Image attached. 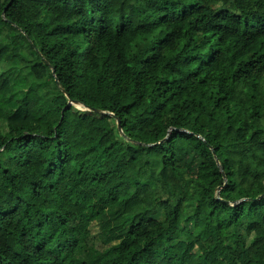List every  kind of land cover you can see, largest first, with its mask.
Masks as SVG:
<instances>
[{
    "label": "trees",
    "instance_id": "trees-1",
    "mask_svg": "<svg viewBox=\"0 0 264 264\" xmlns=\"http://www.w3.org/2000/svg\"><path fill=\"white\" fill-rule=\"evenodd\" d=\"M263 194L264 0H0V264H264Z\"/></svg>",
    "mask_w": 264,
    "mask_h": 264
},
{
    "label": "rangeland",
    "instance_id": "rangeland-1",
    "mask_svg": "<svg viewBox=\"0 0 264 264\" xmlns=\"http://www.w3.org/2000/svg\"><path fill=\"white\" fill-rule=\"evenodd\" d=\"M127 12L129 13V11H127ZM7 29L10 30V32L14 33L13 38H12V43L9 46L10 49L16 48V47H18L24 43L22 36L14 28L7 26ZM159 150L161 152V155H164V152H165L164 149L160 148ZM205 217H206V213L204 215H202L201 217H199L198 219H194L190 224L185 225V230L186 231L193 230V229H195L196 226L203 225L204 221H205ZM250 231H251V228L244 227V228L240 229V232L244 235H248ZM168 234L172 235V230L169 231ZM91 244H92L91 239L89 237V233L87 232L82 236L81 251L84 254L89 252Z\"/></svg>",
    "mask_w": 264,
    "mask_h": 264
},
{
    "label": "water",
    "instance_id": "water-1",
    "mask_svg": "<svg viewBox=\"0 0 264 264\" xmlns=\"http://www.w3.org/2000/svg\"><path fill=\"white\" fill-rule=\"evenodd\" d=\"M53 74H55V71H53ZM71 104H73V105H76L79 109H83V108H85L86 110H91L88 106H84V105H82L81 103H79L78 101H76V100H72L71 101ZM97 112H98V110H97ZM118 122H119V125H120V121L118 120ZM167 138V137H166ZM166 138L163 140V141H161V142H159V144H161L162 142H164L165 140H166ZM216 161L219 163V160H218V158L216 157ZM220 164V163H219ZM222 171H223V169H222ZM226 185V184H225ZM220 190H221V188H219V192H220ZM261 197H264V194L262 195V196H260V198Z\"/></svg>",
    "mask_w": 264,
    "mask_h": 264
}]
</instances>
